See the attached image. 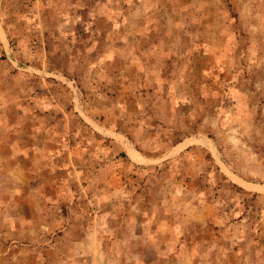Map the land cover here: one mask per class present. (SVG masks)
Listing matches in <instances>:
<instances>
[{
  "label": "rangeland",
  "instance_id": "obj_1",
  "mask_svg": "<svg viewBox=\"0 0 264 264\" xmlns=\"http://www.w3.org/2000/svg\"><path fill=\"white\" fill-rule=\"evenodd\" d=\"M0 264H264V0H0Z\"/></svg>",
  "mask_w": 264,
  "mask_h": 264
}]
</instances>
